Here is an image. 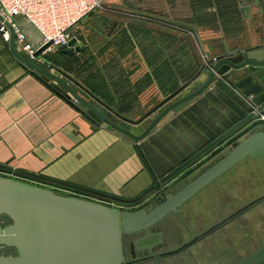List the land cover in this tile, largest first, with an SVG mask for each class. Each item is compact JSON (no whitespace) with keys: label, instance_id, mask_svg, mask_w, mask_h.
Listing matches in <instances>:
<instances>
[{"label":"crops","instance_id":"0c3cea01","mask_svg":"<svg viewBox=\"0 0 264 264\" xmlns=\"http://www.w3.org/2000/svg\"><path fill=\"white\" fill-rule=\"evenodd\" d=\"M207 1L209 5L206 11L212 14L217 25L192 29L195 38L192 48L198 50V62L201 51L205 53L206 61L204 65L202 61L196 62L197 67L191 71L181 73L173 65L184 59L182 51L176 53L174 61L168 54L175 42L181 45L179 42L183 40L179 32H185L187 28L179 20H170L162 7L155 12L152 7H146L144 16L132 14V18L146 22L144 31L150 32L149 37L152 35L153 21L162 28L161 38L156 39L153 46L136 34L140 27L136 25L132 26V34L128 30L130 38L119 44L104 39L95 43L88 40L83 42L78 35L72 34L77 37L81 50L64 51L63 48L53 51L48 54L49 63L44 66L62 77L80 96L107 112L115 122L140 134L165 107L206 81L212 71L210 59L229 50L240 49L243 53L264 47V0ZM19 22L28 38L39 43V31L22 17H19ZM170 28L178 33L175 36L177 41L172 40V45L168 46L170 40L165 33ZM106 46L114 50L113 58L119 65L121 75L106 70ZM122 47H125V51L120 52ZM152 48L161 53L159 60L162 64L157 68H153L148 53V49L150 51ZM101 51L99 56L97 53ZM61 59L70 63L63 65ZM244 72V69L230 70L218 76L190 103L179 111L168 113L153 131L133 143L114 129H108L103 121L98 122L90 117L74 101L57 91L50 81L15 57L10 49V41L4 40L0 33V164L8 170L34 178V183L38 185L52 188L60 194L59 191H63L64 195L105 201L102 196L30 176L22 171L109 195L136 197L250 111L246 96L241 95L248 105L236 101L233 95H240L241 90L232 86ZM256 121L264 129L263 117L249 120L244 125ZM86 194L95 196L90 198ZM261 203H264V198L246 210ZM233 219L217 225L220 220L208 229L220 230ZM208 229L198 235L193 233L179 245L197 238Z\"/></svg>","mask_w":264,"mask_h":264},{"label":"water","instance_id":"95a60500","mask_svg":"<svg viewBox=\"0 0 264 264\" xmlns=\"http://www.w3.org/2000/svg\"><path fill=\"white\" fill-rule=\"evenodd\" d=\"M10 49L15 57L43 79L50 81L55 89L74 101L90 117L98 122L103 121L108 129H114L117 134L133 143L146 137L168 113L179 111L190 103L218 76H223L230 70L244 69L245 74L234 83V87L242 90L243 95L256 109H250L244 117L160 177L157 186L184 169L247 121L264 118V47L243 53L240 49L229 50L210 59L212 71L206 81L165 107L140 134L134 133L128 126L115 122L107 112L80 96L62 77L19 52L15 45L14 33L10 39ZM63 50H81L77 37H72ZM248 157L264 158V130H258L235 141L225 155L210 167L203 169L194 179L187 181L182 188L176 192H164L158 197L156 205L137 211L122 210L114 203L60 194L49 187L0 175V216L6 215L11 219V222L5 225L0 223V249L13 247L16 250L15 253L0 254V264H131L138 259L126 255L124 248L126 235L146 230L147 236L136 243L156 235H159V243H162V232L150 233V227L171 212H178L185 202ZM0 166L6 167L2 164ZM22 172L121 203L137 202L155 187L147 188L136 197L123 198L36 173ZM224 221L225 219L221 220L217 225ZM157 244L151 243L142 247V250L148 251L146 257L154 255L153 249ZM236 264H264V246Z\"/></svg>","mask_w":264,"mask_h":264},{"label":"rangeland","instance_id":"374dc122","mask_svg":"<svg viewBox=\"0 0 264 264\" xmlns=\"http://www.w3.org/2000/svg\"><path fill=\"white\" fill-rule=\"evenodd\" d=\"M208 5L207 0H163L162 2L161 0H104L103 7L94 10L91 15L83 18L72 29L73 33L72 31L71 33L78 35L82 38L83 42L88 40L89 42L92 41V43H95L96 40L104 39L105 41L117 42L119 44L120 41H125L130 38L132 26L136 25L140 26L137 28L138 31L136 34L141 36L142 41L147 40L153 46V42L161 38L162 28L155 25L156 21H153V31L149 37L150 32L144 31L146 22L132 18V14L144 16L146 7L147 9L152 7L154 12L155 10L160 11L162 7V11H166L171 18L170 20L174 22L179 20V23L184 24L187 28V31L181 32L183 34L179 32L180 39L183 40L179 42L181 45H177L175 42L173 47L168 51L173 61L176 53L182 51V57L184 59L179 64L174 62L173 65L178 68V71L183 73L184 71H191V69L196 68V64L201 61L202 65H204L203 63L206 61V55L201 51L198 62V50L196 47L194 49L192 48L193 44L195 45L192 29L196 27L207 29L217 25L212 14L206 11ZM188 28L191 29L188 31ZM128 30H130V34ZM177 33L174 28H170L169 32L165 33V37L170 40L168 46L172 45V40L177 41L175 37ZM105 50L106 70L110 73L114 71L116 75H121L119 65L116 64L113 58L115 55L113 53L114 50H110L108 46L105 47ZM122 51H125V47L120 49V52ZM148 53L152 58L153 68H157L162 64L161 60H159L160 51L156 52V49L152 48L150 51L148 49ZM97 54L100 56L102 51ZM130 55L132 56V52ZM61 62L63 65L66 62L70 63L63 59H61ZM198 87H194L193 90ZM233 95L236 101H239L243 105H248L246 100L242 98V90L240 91V95ZM258 130L264 129L257 121L237 129L220 144L212 147L209 150V154L207 152L201 158L196 159L194 161L195 163L192 162L186 168L176 173L173 184L171 182V185H173L171 188L173 190L181 188L187 181L194 179L203 169L210 167L221 156L225 155L235 141L241 140L245 136ZM0 175L18 178L31 183L35 182V179L32 177L2 167H0ZM172 179L173 177L170 180ZM59 192L64 193L63 191ZM261 194H264V158L248 157L194 195L184 205L181 215L178 214V216H175L174 214H170L166 218L160 225L165 230L163 239L167 240V245H163L162 248H169L170 246L173 247L182 243L185 239L192 236L193 233L198 235L201 231L208 229L214 223L224 219L225 216L256 200ZM87 196L93 198L95 195L90 194ZM102 200L118 204L122 206L121 208L123 210H126V206L130 207L132 204L113 201L105 197ZM157 239V236L151 237L145 242L149 243ZM263 246L264 203H261L249 211L246 210L240 216L225 224V226L223 225L220 230H215L205 236L201 241L195 242L186 251L166 257L159 263L153 259L138 264H236ZM15 252V249L10 247L0 249V254Z\"/></svg>","mask_w":264,"mask_h":264},{"label":"built area","instance_id":"2783aa9c","mask_svg":"<svg viewBox=\"0 0 264 264\" xmlns=\"http://www.w3.org/2000/svg\"><path fill=\"white\" fill-rule=\"evenodd\" d=\"M103 3L104 0H0V33L7 42L14 33L17 50L44 65L49 63V53L67 47L74 37L73 27L92 11L102 8ZM19 17L39 31V43L28 38ZM248 102L251 109H256L249 99Z\"/></svg>","mask_w":264,"mask_h":264},{"label":"flooded vegetation","instance_id":"af4514ba","mask_svg":"<svg viewBox=\"0 0 264 264\" xmlns=\"http://www.w3.org/2000/svg\"><path fill=\"white\" fill-rule=\"evenodd\" d=\"M205 153H203L201 156H203ZM201 156L199 158H201ZM199 158H197V159H199ZM172 177H173V179L170 180ZM172 177H170L168 180H166L165 182H163L160 186H157V181L158 180H156L151 185V186H155V187L147 195H145L143 198H141L137 202L132 203L130 205V207H127L126 206V210H131L132 209L131 211H137V210H140V209H148L150 207V205H156L157 204L158 197L162 196V194L164 192H168V191H174V192H176L177 190H179L180 188L177 189V190H173L171 188V186H173V185H171V182L173 184V181L176 178V177H174V175ZM263 198H264V196L261 197V198H258L255 201H253V203L260 202ZM146 202H147V204H146ZM105 203L113 204L112 202H105ZM185 204H186V202L181 206V208H180V210L178 212H171L170 214H174L175 216L176 215L178 216V214L182 213V210L184 209V205ZM116 205L119 206L120 208L122 207V206H120L118 204H116ZM243 211H244V209L236 212L235 214L231 213L233 215H231L230 217H228L229 215L226 216L224 218L225 221L223 223L228 222L229 220H231L233 218H236ZM170 214H168L161 221H159L158 223H156L155 225H153L152 227H150V233H154V232L161 231L162 232V235H163L164 232H165V230L160 225L166 220V218L168 216H170ZM213 230H214V228L208 229L203 234L199 235L197 238L191 239L190 241H187V243L186 244H183L182 246L179 245V244H177V245H175V246H173L171 248H164V249L162 247H163V245H165V242L166 241H165V239H163V242L162 243H159V241H160L159 235H156L158 237V239L155 240V241H151L149 243L145 242L147 239L151 238V237H148V238L144 239L143 241H140V242L136 243L137 240L139 241L140 239H143V238H145V236H147V231L146 230H142V231L133 232L132 234L126 235L124 237L125 253L130 258L134 257V258H137L138 259V260H136L135 262H133L131 264H138V263L145 262V261H149V260H153V259L156 260L159 263L163 259H165L166 257L181 252L183 249L187 248L189 245H191L192 243H194L198 238L203 237L204 235H206L207 233H209V232H211ZM156 236H152V237H156ZM151 243H158V244L155 245V247L153 249L154 255L152 257H146L147 254H148V251L147 250H142V247L145 246V245L151 244Z\"/></svg>","mask_w":264,"mask_h":264},{"label":"trees","instance_id":"16d2710c","mask_svg":"<svg viewBox=\"0 0 264 264\" xmlns=\"http://www.w3.org/2000/svg\"><path fill=\"white\" fill-rule=\"evenodd\" d=\"M56 90H57V89H56ZM57 91H58V90H57ZM60 93H61V92H60ZM61 94H62V93H61ZM242 126H243V125H242ZM242 126H241V127H242ZM241 127H240V128H241ZM238 129H239V128H238ZM234 132H235V131H234ZM231 134H232V133H231ZM231 134H230V135H231ZM230 135H229V136H230ZM229 136H227V137H229ZM227 137H226V138H227ZM222 141H223V140H222ZM222 141H220L218 144H220ZM2 168L6 169L5 167H2ZM254 204H255V203H252L250 206L245 207L244 210H246L247 208L253 206ZM9 222H11V219H10L8 216H6V215H2V216H0V223H3V224L5 225V224H7V223H9ZM10 248H13V247H10ZM14 249H15V248H14ZM15 251H16V250H15Z\"/></svg>","mask_w":264,"mask_h":264}]
</instances>
